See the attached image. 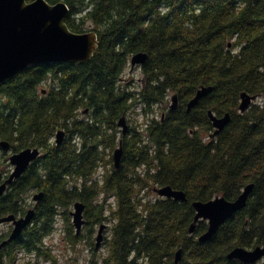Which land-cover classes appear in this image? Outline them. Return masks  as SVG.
Here are the masks:
<instances>
[{
    "label": "trees",
    "instance_id": "16d2710c",
    "mask_svg": "<svg viewBox=\"0 0 264 264\" xmlns=\"http://www.w3.org/2000/svg\"><path fill=\"white\" fill-rule=\"evenodd\" d=\"M47 1L69 6L66 24L74 33L89 31L91 22L99 45L84 64L33 65L0 85V142H9L11 153H42L0 198V217H22L35 207L32 224L0 252V264H15L18 251L60 264L45 240L78 201L87 223L80 235L68 223L67 243L74 250L85 237L92 256L71 264H174L179 249L180 264H243L227 255L264 245V0ZM137 53L148 55L138 84L134 76L124 79ZM202 86L213 91L188 112ZM243 92L258 97L245 113ZM175 94L178 108L169 110ZM86 110L88 120L77 119ZM210 110L231 114L212 139ZM123 115L131 127L122 137ZM60 130L67 136L57 146ZM119 139L124 155L116 169ZM9 152L0 151V184L11 172ZM251 183L246 207L211 240L199 241L205 221L189 233L193 202L234 201ZM163 186L187 200L152 196ZM37 191L44 196L34 206ZM104 222L108 235L97 253L94 235ZM11 230L0 231V243Z\"/></svg>",
    "mask_w": 264,
    "mask_h": 264
},
{
    "label": "water",
    "instance_id": "95a60500",
    "mask_svg": "<svg viewBox=\"0 0 264 264\" xmlns=\"http://www.w3.org/2000/svg\"><path fill=\"white\" fill-rule=\"evenodd\" d=\"M70 14V8L65 2L50 4L48 1L35 0H0V85L20 75L33 65H43L49 63H74L84 64L88 62L96 52L99 45V36L94 31L74 33L66 24V19ZM231 47V44L229 45ZM148 60L146 53H137L132 56L130 65L134 69L136 66H143ZM213 87L202 86L195 97L188 103V111L194 109L200 100L209 95ZM45 93V91H44ZM178 95L171 98L170 109H177ZM257 96H251L246 92L241 94L239 111L245 113L254 102ZM208 116L215 128L213 137L219 135L231 121V114L226 113L223 117H218L212 110ZM122 135L129 133L130 126L126 115L122 116L118 123ZM66 138V132L60 130L56 133V145L60 146ZM10 143L0 142V149L8 152ZM124 154L123 141L113 153V162L116 169H119ZM41 156L39 148H27L10 156V164L13 167L11 174L0 184V198L6 193L9 186L29 169L31 164ZM254 189L251 183L245 187L243 193L234 201L225 197H217L210 201H195L193 207L196 211L194 222L191 224L189 233L192 235L199 221L208 222V230L199 237L200 242L211 240L237 213L242 211L246 205L250 194ZM154 192L161 198L174 199L178 202L187 200L186 193L174 190L171 186L156 187ZM43 193L34 196L36 203L43 199ZM71 212L73 225L78 235L81 234L86 225L85 219L86 205L78 201L73 206ZM35 217V209H31L23 217L9 215L0 217V225L12 224L13 230L10 237L0 243V251L9 242L16 240L23 233L24 229L31 225ZM106 225L102 224L96 239V248H100L103 243V232ZM183 249H179L175 256V263L180 264ZM227 259L237 260L243 264H257L264 261V245H259L253 249L244 247L234 248Z\"/></svg>",
    "mask_w": 264,
    "mask_h": 264
},
{
    "label": "rangeland",
    "instance_id": "374dc122",
    "mask_svg": "<svg viewBox=\"0 0 264 264\" xmlns=\"http://www.w3.org/2000/svg\"><path fill=\"white\" fill-rule=\"evenodd\" d=\"M87 28L88 30L91 31V29L93 28L91 22L87 24ZM132 76H134V82L138 84L139 79L142 77L140 69H134V71H131L130 69H128L124 74V79L127 82H129L131 81ZM117 147L118 146H116L115 149ZM11 169H12V166H11ZM103 172H104V169L99 168L98 174H102ZM38 193H39L38 191L32 193V197H31L32 202H33V196L37 195ZM152 196H157V195L153 193ZM72 211H73V205L68 210L65 211V213H68V217L62 214L57 218L56 232L54 231L45 240V243L47 246H52L54 249L58 251L60 264H71L76 260L78 262L83 263L92 256V250L90 246L86 243L87 241L85 240L84 236H83L84 237L83 241L80 244H78L74 250L67 243L66 238H67L68 233L66 229L68 228V225H67L68 223L73 225L72 216H71ZM103 224H105L108 227L107 223L104 222ZM99 228L100 226H98L96 233L94 235L95 244H96V239L98 236ZM11 229H12V226L9 223H5L0 226V231H7V230L10 231ZM73 230L76 231L74 226H73ZM106 232H107V228L103 232L104 240L100 248H98L97 253L102 251L104 248V243L106 241V235H108V232L107 233ZM83 233H84V230H82L81 234ZM19 257H20V261L18 264H46V263L54 264L53 261H51L52 259L50 258L43 259L44 261H42L36 252L18 251L16 255L15 264H17Z\"/></svg>",
    "mask_w": 264,
    "mask_h": 264
},
{
    "label": "flooded vegetation",
    "instance_id": "af4514ba",
    "mask_svg": "<svg viewBox=\"0 0 264 264\" xmlns=\"http://www.w3.org/2000/svg\"><path fill=\"white\" fill-rule=\"evenodd\" d=\"M141 67L140 66H138L136 69H140ZM169 105H170V103L168 104V108H169V110H171L170 109V107H169ZM188 110V109H187ZM189 112V111H188ZM89 110L86 112H84L81 116H78L77 117V119H85V120H88L87 118H88V115H89ZM223 117V116H222ZM213 125V124H212ZM130 127H131V125H130ZM214 131H215V128L213 127V129H212V131L208 134L209 135V137L212 139V138H214V137H216V136H212L213 135V133H214ZM76 144L78 145V147H79V149L81 148V145H82V138L81 137H78V136H76ZM124 155V154H123ZM41 192V191H40ZM41 193H43V192H41ZM36 202H35V204H34V206H36ZM205 222H207V221H205ZM208 223V222H207ZM208 230V229H207ZM204 234V233H203Z\"/></svg>",
    "mask_w": 264,
    "mask_h": 264
},
{
    "label": "built area",
    "instance_id": "2783aa9c",
    "mask_svg": "<svg viewBox=\"0 0 264 264\" xmlns=\"http://www.w3.org/2000/svg\"><path fill=\"white\" fill-rule=\"evenodd\" d=\"M40 259L42 260V261H44L43 260V257H40ZM19 261H20V257H19V259H18V261H17V264L19 263ZM47 264V263H46Z\"/></svg>",
    "mask_w": 264,
    "mask_h": 264
},
{
    "label": "snow or ice",
    "instance_id": "6c2138e0",
    "mask_svg": "<svg viewBox=\"0 0 264 264\" xmlns=\"http://www.w3.org/2000/svg\"><path fill=\"white\" fill-rule=\"evenodd\" d=\"M44 2L46 3V2H47V0H44Z\"/></svg>",
    "mask_w": 264,
    "mask_h": 264
}]
</instances>
